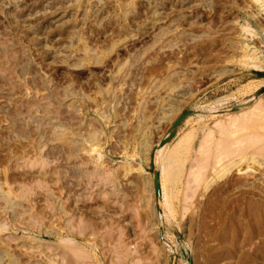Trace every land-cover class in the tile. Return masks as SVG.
Segmentation results:
<instances>
[{"label":"rangeland","instance_id":"obj_1","mask_svg":"<svg viewBox=\"0 0 264 264\" xmlns=\"http://www.w3.org/2000/svg\"><path fill=\"white\" fill-rule=\"evenodd\" d=\"M263 147L264 0H0V264H264Z\"/></svg>","mask_w":264,"mask_h":264},{"label":"bare ground","instance_id":"obj_2","mask_svg":"<svg viewBox=\"0 0 264 264\" xmlns=\"http://www.w3.org/2000/svg\"><path fill=\"white\" fill-rule=\"evenodd\" d=\"M186 118H187V117H186ZM186 118H184V119H186ZM244 118H245V117H244ZM244 118H243V119H244ZM238 119H239V118H238ZM241 119H242V118H241ZM243 119H242V121H243ZM247 119H248V118H247ZM187 120H188V119H187ZM187 120H186V121H187ZM244 120H246V119H244ZM248 120H249V119H248ZM183 121H184V120H183ZM239 122H240V124H239L240 126L243 125L242 127H244V125H247V124H248V123H247V124H244L246 121H245L244 123L242 122V124H241V121H239ZM239 122H238V123H239ZM249 124H250V123H249ZM252 124H253V123H252ZM239 125H238V126H239ZM250 125H251V124H250ZM253 125H254V124H253ZM240 126H239V127H240ZM254 128H255V127H254ZM246 129H247V128H246ZM248 129H249V128H248ZM250 129H251V128H250ZM262 129H263V128H262ZM255 132H256V131H255ZM189 135H190V134H189ZM189 135H187V137L185 136L183 139L181 138V140L179 141L178 146L175 147V150L173 149L174 151H173V152L171 151V152H172L171 157H170L171 152H170V154H169V157H167V160H168V158H169V160H173V162L171 163V165H170V163H169L170 166L168 165L169 167L167 166V167H166L167 169L165 168L166 170H163V171H164V175H162V176H163V177H162V178H163V179H162L163 182H164L165 180L168 181L169 178H170V179H171V178H174L175 181L177 180V178H179L178 176H180V175H178V174H180V169H181V168L179 169V171L176 172V174H177V175H176V174L173 172V170H175V169L172 168V167L175 166V165H172V164H176V167H175V168L178 169V166H179L180 163H181V162H179V161H181V156H183V155H185V154L182 153L183 155L180 156V160L178 159V158H179L178 156L180 155L179 153H181L182 150H185L187 147H189V146H188V145H189L188 143H190V141H191V140H190V139H191V138H190L191 135H190V136H189ZM254 136H255V135H254ZM241 137H242V136H241ZM246 137H247V136H246ZM248 137H250V136H248ZM248 139H249V138H248ZM250 139H251V138H250ZM252 139H253V138H252ZM244 141L246 142L247 140H244ZM249 141H250V140H249ZM245 142H244V143H245ZM253 142H254V141H253ZM253 142H252V143H253ZM166 143H167V142H166ZM166 143L162 144V146L165 145ZM227 143H228V142H227ZM249 143H251V142H249ZM223 144H224V143H223ZM186 146H187V147H186ZM254 146H255V145H254ZM224 147H226V146H224ZM163 148H164V147H163ZM263 148H264V147H263ZM227 149H228V148H227ZM246 149H247V147H246ZM243 150H244V149H243ZM225 151L227 152V150H225ZM185 152H186V150H185ZM221 152H222V151H221ZM245 152H246V151H245ZM261 153H262V152H261ZM227 154H229V152H228ZM230 154H231V152H230ZM250 154H251V153H250ZM227 156H228V155H227ZM258 156H259V155H258ZM177 157H178V158H177ZM240 157H241V155H240ZM177 159H178L179 161H178ZM167 160H165V161H167ZM204 163H205V162H203V166L200 165V167H198L200 170H203V172H204V169H207V168L204 166ZM181 165H183V163H182ZM206 165L208 166V164H206ZM179 167H180V166H179ZM200 176L203 177V174L201 173V171H200V173H199V177H200ZM172 180H173V179H172ZM175 181H173V182H175ZM175 183H176V182H175ZM159 184H160V177H159ZM161 186H162L161 188H164V184H162Z\"/></svg>","mask_w":264,"mask_h":264},{"label":"water","instance_id":"obj_3","mask_svg":"<svg viewBox=\"0 0 264 264\" xmlns=\"http://www.w3.org/2000/svg\"><path fill=\"white\" fill-rule=\"evenodd\" d=\"M188 115H189V114L186 113V114H184L182 117H180V118L176 121V123H175L173 129H172L171 132H170V135H169V136L163 141L162 144H164V143H166V142H169V141L173 138V136H174V134H175V130H174V128H176L179 124H181V122L184 120V118H186ZM154 184H155L156 192L159 194V193H160V184H159V173H158L157 171H154Z\"/></svg>","mask_w":264,"mask_h":264}]
</instances>
